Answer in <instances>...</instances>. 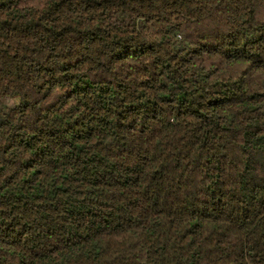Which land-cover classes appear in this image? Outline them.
<instances>
[{"label": "trees", "instance_id": "obj_1", "mask_svg": "<svg viewBox=\"0 0 264 264\" xmlns=\"http://www.w3.org/2000/svg\"><path fill=\"white\" fill-rule=\"evenodd\" d=\"M0 264H264V0H0Z\"/></svg>", "mask_w": 264, "mask_h": 264}]
</instances>
